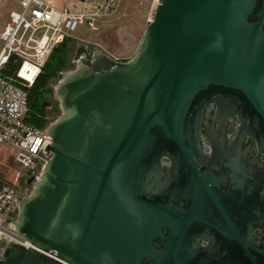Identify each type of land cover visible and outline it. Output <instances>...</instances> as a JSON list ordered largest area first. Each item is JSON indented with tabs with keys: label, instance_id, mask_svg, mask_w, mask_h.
Listing matches in <instances>:
<instances>
[{
	"label": "water",
	"instance_id": "1",
	"mask_svg": "<svg viewBox=\"0 0 264 264\" xmlns=\"http://www.w3.org/2000/svg\"><path fill=\"white\" fill-rule=\"evenodd\" d=\"M82 56L0 264H264V0H160L132 58Z\"/></svg>",
	"mask_w": 264,
	"mask_h": 264
},
{
	"label": "built area",
	"instance_id": "2",
	"mask_svg": "<svg viewBox=\"0 0 264 264\" xmlns=\"http://www.w3.org/2000/svg\"><path fill=\"white\" fill-rule=\"evenodd\" d=\"M90 1L92 9L89 13H70L56 9L53 2L20 0L19 10L10 12L0 33V148L7 145L13 162L37 179L53 158V153L48 151L53 142L47 130L54 118L45 119L46 125L42 129L33 125L32 120L37 116L30 106L29 91L55 48L70 39L81 26L89 25L92 30H98L116 13L121 0ZM146 1L153 14L160 0ZM79 58L83 59L80 52ZM2 167L0 163V261L6 248L5 241L31 247L10 223L18 216L22 198L19 191L1 177L7 176Z\"/></svg>",
	"mask_w": 264,
	"mask_h": 264
},
{
	"label": "rangeland",
	"instance_id": "3",
	"mask_svg": "<svg viewBox=\"0 0 264 264\" xmlns=\"http://www.w3.org/2000/svg\"><path fill=\"white\" fill-rule=\"evenodd\" d=\"M44 3L53 2L54 7L60 11L70 13H89L92 9L90 0H41ZM20 0H0V33L8 22L9 14L13 10H19ZM150 3L146 0H121L116 8V13L108 17L98 30H92L89 25L81 26L76 32L72 33L69 45L70 67L74 70L79 62V50L86 48L93 52L100 50L121 61L129 60L136 53L145 31L149 25L153 14L150 11ZM84 47V48H83ZM51 94L49 96L52 107L55 111L51 116L57 119L61 112L59 103L55 98V85H49ZM50 112V110L48 109ZM49 114V115H50ZM8 146L0 148V163L7 176L1 177L10 182L14 178L26 179L29 175L27 170L19 168L10 158ZM33 191V190H32Z\"/></svg>",
	"mask_w": 264,
	"mask_h": 264
},
{
	"label": "flooded vegetation",
	"instance_id": "4",
	"mask_svg": "<svg viewBox=\"0 0 264 264\" xmlns=\"http://www.w3.org/2000/svg\"><path fill=\"white\" fill-rule=\"evenodd\" d=\"M79 52H80V55H83L85 52H87V50H85V51L79 50ZM48 90H50V89H48ZM49 96H50L49 94L47 96H45V98L41 101V103L36 107V110H33V112L37 116V119H39V120L44 121L45 119H47L49 116H51V114H53L56 111L55 108L52 107V102L50 101ZM48 109L50 110V112L48 111ZM215 111H216V109L214 106H209L207 108L206 113H205V119H204L205 123L212 124L213 118L215 116ZM237 126H238V122L236 119H230L228 121V123L226 125V134H227L226 143H229L231 141L233 135L235 134V132L237 130ZM216 130L219 133V135L221 136L219 124L216 125ZM202 146L204 148V151H203L204 155L206 157H209L211 154L210 143L205 137L203 138ZM243 147L244 148L250 147V151H249L248 155L252 159L255 160V165L257 167L264 166V156L263 155H259V156L257 155L256 145L254 142H252L249 139H246L243 143ZM36 179H37V176L31 177V175H29L26 179L21 178V177H18V178L16 177V178L12 179L11 184L17 189V191H19V196H20V198L23 199V198H25L31 194V192L34 188V185L36 183Z\"/></svg>",
	"mask_w": 264,
	"mask_h": 264
},
{
	"label": "trees",
	"instance_id": "5",
	"mask_svg": "<svg viewBox=\"0 0 264 264\" xmlns=\"http://www.w3.org/2000/svg\"><path fill=\"white\" fill-rule=\"evenodd\" d=\"M70 40L66 39L60 46L55 48L48 58L42 73L39 75L31 90L29 91L30 106L32 111L36 110V107L41 103V101L51 94L48 90L49 85L53 80L60 77V75L69 70L70 67V50H69ZM82 51H85L83 49ZM32 123L35 127L42 129L45 127L46 122L34 118Z\"/></svg>",
	"mask_w": 264,
	"mask_h": 264
},
{
	"label": "bare ground",
	"instance_id": "6",
	"mask_svg": "<svg viewBox=\"0 0 264 264\" xmlns=\"http://www.w3.org/2000/svg\"><path fill=\"white\" fill-rule=\"evenodd\" d=\"M32 73H35V71H32ZM29 78H30V80H31V79H32V76L30 75Z\"/></svg>",
	"mask_w": 264,
	"mask_h": 264
}]
</instances>
